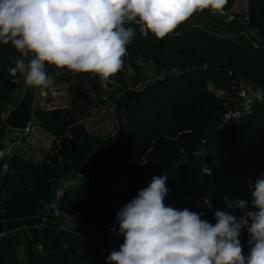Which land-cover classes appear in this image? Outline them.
<instances>
[{"label":"trees","instance_id":"1","mask_svg":"<svg viewBox=\"0 0 264 264\" xmlns=\"http://www.w3.org/2000/svg\"><path fill=\"white\" fill-rule=\"evenodd\" d=\"M234 1L227 0V7L233 6ZM247 1L246 13H238L241 22L227 24L229 28L218 16L204 10L162 40L137 33L135 41L127 46L128 54L145 55L157 65L173 64L176 72L151 84L141 81L138 90L127 92L118 101L121 114L118 130L113 134L88 128L81 117H76L73 106L39 112L46 126L58 128L54 131L55 140L39 160L14 152L0 191V216L39 214L51 198L57 180L77 173H84L86 179L82 186L66 193L62 209L71 215L87 216L100 210L106 214V223L116 222V212L138 190L147 188L153 177L165 174L169 189L166 206L203 213L202 219L213 224L217 210L243 214L232 213L227 207L232 201L246 200L248 210H254L249 183L264 176V104H257L237 121L221 120L226 111L224 96L230 95L234 84L237 87L239 78L251 76L264 84V45L256 43L258 37L264 39V0ZM178 68L183 72H178ZM83 94L79 93L78 103ZM4 109L0 102V114ZM4 116H0V129L7 131L0 134V148L10 130ZM200 147H205L203 158L212 173H202L199 168L202 157L194 152ZM96 167L105 172L95 170ZM11 169H15L17 187L8 192ZM116 172L122 180L108 183L104 174ZM87 173L100 180L91 183ZM115 229L116 232H107V241L120 248L124 238L116 234L119 227ZM40 234V249L30 247L24 263L17 260L15 241H0V264L102 262V257L82 238L76 248L78 238L69 229L46 228ZM239 239L247 256L246 228ZM104 264H108L107 257Z\"/></svg>","mask_w":264,"mask_h":264},{"label":"clouds","instance_id":"2","mask_svg":"<svg viewBox=\"0 0 264 264\" xmlns=\"http://www.w3.org/2000/svg\"><path fill=\"white\" fill-rule=\"evenodd\" d=\"M227 0H0V44L19 56L11 68L24 84L48 88L53 79L45 65L73 75L99 77L102 86L123 68L127 45L136 35L162 40L196 12H222ZM129 25V26H126ZM168 176L151 184L116 212L124 242L108 264H264V176L249 183L246 200L227 203L232 213L217 210L215 224L203 213L177 210L164 203ZM227 201V198H225ZM249 254H243L242 229ZM116 232L115 227L111 229Z\"/></svg>","mask_w":264,"mask_h":264},{"label":"rangeland","instance_id":"3","mask_svg":"<svg viewBox=\"0 0 264 264\" xmlns=\"http://www.w3.org/2000/svg\"><path fill=\"white\" fill-rule=\"evenodd\" d=\"M227 8L232 9L236 15H238V13L244 14L248 8V1L235 0L233 6L231 7H227L226 4L224 9ZM224 24L226 26L228 23ZM233 25H238V23ZM130 26L136 28V34L140 33L138 26L134 24ZM226 27L229 28V26ZM229 30H233V28L230 27ZM136 37L137 36L135 35L134 38ZM141 37H143L142 34ZM134 38L130 41V43L135 41ZM258 38L256 42L258 46H260V44L264 45V39H260V37ZM136 47L139 48V46ZM18 56L19 53L16 52L10 44H0V102L6 108V110L4 109L2 114H0L1 117L6 115L8 113L7 109L13 108L22 96L24 87L23 78L19 73H17L15 76L11 74V68L15 66V60ZM166 59L167 58L164 60ZM175 70L176 68L173 66V64L157 65L153 60L145 55L138 54L135 56L134 54L130 55L127 52V55L124 57V65L122 70L112 78L114 83H110L107 85V87H104L102 86L99 77L95 75H73L67 69H57L52 65L46 64L45 71L49 77L53 79V83L48 88H38L34 107V122L30 125L29 129L25 131L12 130L13 133L10 138L18 140V149H16V151L25 153L31 159H41L43 155L48 152L50 147H52L55 140L54 131L58 130V128L54 130L46 126L45 119L42 118L40 113L53 108H62L67 106H73L76 117H81L82 122L86 124L88 128H91L97 132L100 131L105 135L113 134L116 132V129L118 130L117 127L119 126V114H121L118 108V101L123 98L127 92L138 90L140 88L139 84L141 81H145L146 84H151V82H154L155 80L173 74ZM178 72H183V70L178 68ZM246 78L250 80V83L252 84L259 86L264 85L262 82L256 81V79L251 76L241 77L236 83ZM138 80L140 81L138 82ZM80 92H84V94L81 98V101L78 103L77 97H79ZM217 94L222 96L221 92H217ZM224 97V107L226 108V111L239 107L236 94V84L233 85L230 95ZM5 131H7V129H0V134L4 133ZM204 149L205 147H200L194 153L197 156L202 157V161L199 165L201 172L208 174L207 170H210L211 173L212 171L211 168L208 167L206 159L203 158ZM13 161L14 160H12L11 164L14 166ZM11 170L12 175L9 177L8 192H11V188L15 189L17 187V183L13 179L15 169ZM95 170L105 172L102 171L103 169L101 167H96ZM92 172L94 173L95 171ZM87 174V177H89V181L91 183L95 182V179L100 180L93 174ZM104 176L108 177V183L122 180L120 173L118 172L113 174L105 173ZM84 179H86V175L81 173L79 182L75 187L82 186ZM115 192H117L116 189ZM63 215L67 222H65L64 219L62 222L65 224L66 228H68L70 232L74 233V236L78 238L76 239V248H78L79 241L82 237L78 231H72V223L75 220L79 222L80 226L94 228L103 234V239L106 241L108 240L107 232L111 231L113 227H119L118 221L106 223V214L100 210L93 213L92 215L87 216L86 214L83 215L81 213L71 215L65 210V208H63ZM86 217H89V219ZM68 243L73 244L72 240H68ZM73 246L75 247V244Z\"/></svg>","mask_w":264,"mask_h":264},{"label":"built area","instance_id":"4","mask_svg":"<svg viewBox=\"0 0 264 264\" xmlns=\"http://www.w3.org/2000/svg\"><path fill=\"white\" fill-rule=\"evenodd\" d=\"M211 13V11L207 10ZM212 14V13H211ZM213 15V14H212ZM223 22L230 25L241 22V19L232 9H223L222 12L215 14ZM171 72V71H170ZM176 72V70H175ZM175 72L173 74H175ZM171 74V75H173ZM237 99L239 107L224 112L221 120L222 122H234L247 112H250L257 104H264V87L252 84L247 80H240L236 87ZM18 146V140L7 139L4 145L0 148V174L5 175L10 169V160ZM208 171V170H207ZM210 171H208L209 173ZM81 173L70 175L67 177H60L57 180L56 186L52 192L51 198L44 203L41 208V216L44 219L51 220L52 226L57 229H68L62 222L64 218L62 204L66 193L75 188L79 182ZM73 230L78 231L82 239L91 245L96 252L102 257L101 264H104V259L110 255L113 250H119V247L109 244L108 241L103 239V235L94 228L82 227L78 221L72 223Z\"/></svg>","mask_w":264,"mask_h":264},{"label":"crops","instance_id":"5","mask_svg":"<svg viewBox=\"0 0 264 264\" xmlns=\"http://www.w3.org/2000/svg\"><path fill=\"white\" fill-rule=\"evenodd\" d=\"M12 130L6 133V140L12 136ZM5 140V141H6ZM18 149V147H17ZM16 151V150H15ZM25 158L28 157L25 153L20 152ZM35 160V159H33ZM4 175L0 174V191L3 183ZM52 226V221L42 218L41 213L28 217L6 218L0 216V241L6 240L15 241L16 257L19 263H24L28 259L30 247L40 249L39 237L41 231ZM1 246V245H0ZM1 249V247H0ZM22 253V254H21ZM22 259V260H21Z\"/></svg>","mask_w":264,"mask_h":264},{"label":"water","instance_id":"6","mask_svg":"<svg viewBox=\"0 0 264 264\" xmlns=\"http://www.w3.org/2000/svg\"><path fill=\"white\" fill-rule=\"evenodd\" d=\"M38 88L24 84L18 103L4 117V123L10 130L25 131L34 122V107Z\"/></svg>","mask_w":264,"mask_h":264}]
</instances>
